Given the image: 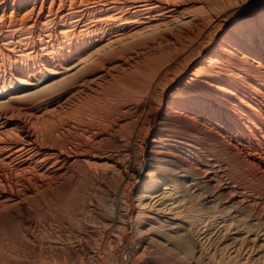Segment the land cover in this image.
<instances>
[{
    "label": "bare ground",
    "instance_id": "obj_1",
    "mask_svg": "<svg viewBox=\"0 0 264 264\" xmlns=\"http://www.w3.org/2000/svg\"><path fill=\"white\" fill-rule=\"evenodd\" d=\"M194 1L205 11L190 10V0H0V170L20 174L15 186L0 182V206L14 205L30 183H51L78 168L143 178L135 220L147 226L148 238L166 242L177 240L185 225L199 232L211 218L200 235L212 239L259 204L258 194L225 177L216 144L244 150L264 169V0ZM175 30L185 37L174 38ZM195 38L205 45L169 67L171 47L187 53ZM192 56L197 65L170 92L164 110L149 113L147 152L127 164L131 144L104 145L107 114L115 103L151 106L155 85L165 81L161 71L174 69L164 72L167 88ZM62 114L82 125L84 137L57 148L38 141L35 126ZM124 135L118 140L127 142ZM253 213L251 227L264 223L263 214Z\"/></svg>",
    "mask_w": 264,
    "mask_h": 264
},
{
    "label": "rangeland",
    "instance_id": "obj_2",
    "mask_svg": "<svg viewBox=\"0 0 264 264\" xmlns=\"http://www.w3.org/2000/svg\"><path fill=\"white\" fill-rule=\"evenodd\" d=\"M190 1H193L189 2L190 10L197 13L205 11L199 3L194 0ZM176 31L175 34L173 33L174 38L181 40L185 37L184 32L177 31L176 33ZM188 44L189 51L186 53L185 50L177 51L173 45L178 47L179 44L173 42L171 45L173 47L169 50L172 59L170 62L175 63L170 64L169 62V67L173 64L174 69L180 66V63L184 62L183 58L188 57L191 52H197L196 47L205 45L204 40L198 38ZM173 56L175 59L181 57L178 59L180 62L173 59ZM192 57V62L182 76L167 88L164 86L168 78L165 73L170 75L168 73L173 72L174 69L165 67V71H161L165 77L160 76L165 81L158 76V80L162 82L160 84L156 82L159 86L154 84L156 88L153 89L154 99L151 97L154 100L153 105L151 104L152 108L147 102L148 106L145 104L144 111L140 108L135 109L136 112L134 105L132 106L134 103H118V105L115 103L114 113L107 114V120H109L107 122L110 126L106 130L108 132L105 134L104 145L112 150H119L123 146L129 149L131 144L129 150L130 153L133 150V154L128 155L127 164L131 160L137 163L140 154L145 155L147 152L152 134L147 135L146 139L143 137L148 127L146 125L150 122L149 113L156 111L160 114L164 110L170 92L197 65L198 58ZM176 62L179 64L177 65ZM163 86L166 88L164 96L159 97L164 89ZM154 91H156L155 94ZM160 100L162 104L157 105ZM126 108L128 112H131L123 114L122 110ZM70 115H55L45 124L44 122L38 123L35 126L38 136L40 135L38 141L49 147L57 148L59 145L82 139L85 135L81 129L82 125L71 121L66 122V118ZM132 120L134 125L131 123ZM157 121L155 119L153 122L154 129L157 127ZM116 122H120L121 126L124 124L123 127H117ZM125 132L130 133L132 137L136 136L137 139H132ZM123 135L124 138L126 136L128 144L126 139L118 140V137ZM122 142L123 144L126 142V145ZM216 145L217 149H220L218 150L219 156H222L221 159L225 161V177L233 178L232 180L245 185L253 194H258L257 196L261 198L256 207L250 206L244 211L243 218H232V225L230 224L229 228L224 225L227 232L222 226L220 234L218 232L217 235L212 236V239L202 238L204 234L200 235V232L210 228V223L213 222L211 218L210 222L206 220V226V223H203L204 229L201 227L202 229L196 233L188 232L187 225H185L186 229L180 228L182 234L177 237V240L175 238L166 242L159 240L158 236L148 238L145 232L147 226L139 221L140 218H138L139 222L135 220L138 211L137 191L139 184L144 181L143 178L142 180L136 179L132 173L126 177L124 170L119 171L120 173L102 174L100 171L88 172L78 168L76 175L69 176L72 175L69 174L67 178L57 179L51 183L46 182L43 185L30 183L24 193H18L19 199L13 203L14 205L0 206V264H264V223L259 222L257 226L251 227V223H256V220L251 219L253 216H249L255 214L253 212L256 211L264 216V169L252 164L244 150L238 148L228 152L223 148L224 143ZM15 174H19L16 173L15 168L8 167L6 170H0V182H11L15 186L14 182L17 177H20V174L18 176ZM223 215L227 217L226 213ZM112 218L116 220V223L109 222Z\"/></svg>",
    "mask_w": 264,
    "mask_h": 264
}]
</instances>
